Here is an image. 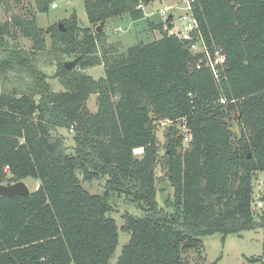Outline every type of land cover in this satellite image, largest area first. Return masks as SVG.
<instances>
[{"label": "trees", "instance_id": "16d2710c", "mask_svg": "<svg viewBox=\"0 0 264 264\" xmlns=\"http://www.w3.org/2000/svg\"><path fill=\"white\" fill-rule=\"evenodd\" d=\"M83 1L86 27L74 12L64 29L47 31L31 7L0 22V184L6 176L40 181L27 195L0 196V264H109L119 241L114 193L145 209L124 214L130 240L116 264H205L185 257L200 253L204 237L264 230V211L257 216L253 205L254 174L264 171V0H197L188 39L171 32L168 16L150 22L159 38L125 50L98 27L125 14L145 17L139 0ZM51 3L36 0L43 13ZM47 38L53 53L76 55L72 69L58 62L64 90L38 65ZM195 42L213 57L221 50L218 75L193 52ZM101 64L104 77L85 72ZM94 93L97 112L88 107ZM163 122L172 135L161 156ZM61 128L74 134L72 151ZM158 166L173 188L164 205ZM79 173L106 177L105 191L90 192Z\"/></svg>", "mask_w": 264, "mask_h": 264}, {"label": "rangeland", "instance_id": "374dc122", "mask_svg": "<svg viewBox=\"0 0 264 264\" xmlns=\"http://www.w3.org/2000/svg\"><path fill=\"white\" fill-rule=\"evenodd\" d=\"M176 2H178V0H152L144 7L145 17L138 20H133L128 14L112 17L109 18L104 25H101L102 31L105 32L107 41H112L109 43L120 44L122 48L121 50H125L127 47L140 42H151L154 39L159 38L161 33L159 30L153 31L150 28V22H164L166 16H163L160 10L166 4H174ZM53 3L56 5L52 6ZM28 7H31L36 13L39 26L47 31L52 25L62 22L74 12L77 13L79 25L81 27L89 25L83 0H52L49 11L45 13L38 10L36 0H21L20 2H16L15 0H0V22L10 20L12 15L22 13ZM170 13H172L174 17L173 21L175 24V30L181 29L184 24L182 16L185 13L182 5H178L175 9H172ZM20 42V44L25 47L30 43L28 40L24 39H20ZM50 48L51 41L47 38V50L40 54L38 65L47 73L48 81L51 83V86L55 91L64 90L65 88L61 84L60 79L56 77L58 62L76 60V55L53 53ZM85 72L96 79L106 75L104 64L86 68ZM98 105L97 94H91L88 100L89 109L92 112H97L99 108ZM232 121L233 131L235 134H238L239 130L237 122L234 119ZM176 128L187 134V129L183 128L180 124H178ZM58 131L65 136L69 151H72V148L75 145L73 132L64 128H61ZM171 135L168 123L163 122L157 125V136L161 156L164 155L165 146ZM135 154L141 156L142 149H136ZM161 163H163V161ZM156 173L160 176L158 179V188H163L162 191H159L158 199L159 203L164 205L166 199L172 198L173 188L168 184L166 178H164V168L158 166ZM79 177L83 186L90 192L103 193L105 191L106 177L84 180L82 173H79ZM8 178L9 176H6L3 179L2 184L9 183ZM24 182L28 185L31 191L35 190L40 183L38 179L32 177L25 178ZM253 184L255 198L253 205L256 215L259 216L264 211V171H257L254 174ZM112 205L113 211L110 215L117 221L119 227V241L109 264H116L117 258L121 254L124 245L130 240V233L122 230V226L125 222L124 214L128 212L134 215H142L145 213V209L138 203L132 201L126 194H112ZM203 242L204 247L200 249V253L195 250L185 254L188 261L200 262L204 260L201 263L205 264L211 262H216V264H258V262L249 261L247 257H259L264 255L263 229L245 230L241 234H229L226 237L221 233H216L204 237Z\"/></svg>", "mask_w": 264, "mask_h": 264}, {"label": "built area", "instance_id": "2783aa9c", "mask_svg": "<svg viewBox=\"0 0 264 264\" xmlns=\"http://www.w3.org/2000/svg\"><path fill=\"white\" fill-rule=\"evenodd\" d=\"M197 0H178V2L174 4H166L161 10V14L163 16H166V19L168 16H173L170 11L172 9H175L178 5H182V8L185 10L184 15L182 18L184 19V24L183 27L179 30H175V24L173 22V29L171 30L172 33H175L183 38L188 39L190 37V32L197 27V22L196 19L192 16V10H193V5ZM56 4L53 3L52 6H55ZM147 4V0H139V5L138 8H144ZM192 50L194 53L198 54H204L207 57V62L213 69L214 73L218 75L219 69L218 65L223 64L225 61V57L222 54L221 50H216L214 53V57L212 56L209 47L205 45L204 43L200 42H195L192 44ZM202 60H200L197 64V66L200 68L201 67ZM9 166L5 167V171H8Z\"/></svg>", "mask_w": 264, "mask_h": 264}, {"label": "water", "instance_id": "95a60500", "mask_svg": "<svg viewBox=\"0 0 264 264\" xmlns=\"http://www.w3.org/2000/svg\"><path fill=\"white\" fill-rule=\"evenodd\" d=\"M152 0H147V4H149ZM58 25L64 29L63 23L59 22ZM98 31H102V26L98 27ZM76 65V60L65 62V66L68 69H72ZM31 192L28 185L24 182V180H20L13 183L0 184V196H16V195H27ZM255 198H253V202Z\"/></svg>", "mask_w": 264, "mask_h": 264}, {"label": "crops", "instance_id": "0c3cea01", "mask_svg": "<svg viewBox=\"0 0 264 264\" xmlns=\"http://www.w3.org/2000/svg\"><path fill=\"white\" fill-rule=\"evenodd\" d=\"M108 42H112V41H109V40H108Z\"/></svg>", "mask_w": 264, "mask_h": 264}]
</instances>
